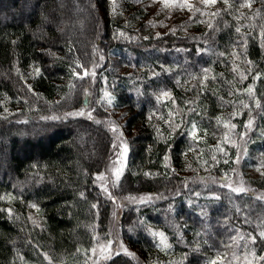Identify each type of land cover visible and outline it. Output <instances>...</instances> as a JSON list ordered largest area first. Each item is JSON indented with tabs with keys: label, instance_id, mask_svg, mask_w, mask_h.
Returning a JSON list of instances; mask_svg holds the SVG:
<instances>
[{
	"label": "trees",
	"instance_id": "obj_1",
	"mask_svg": "<svg viewBox=\"0 0 264 264\" xmlns=\"http://www.w3.org/2000/svg\"><path fill=\"white\" fill-rule=\"evenodd\" d=\"M153 1L0 0V264H91L115 221L105 264H264V0L163 33Z\"/></svg>",
	"mask_w": 264,
	"mask_h": 264
},
{
	"label": "rangeland",
	"instance_id": "obj_2",
	"mask_svg": "<svg viewBox=\"0 0 264 264\" xmlns=\"http://www.w3.org/2000/svg\"><path fill=\"white\" fill-rule=\"evenodd\" d=\"M191 5H187L184 7H179L177 5H185L183 2H178L175 0H155L151 2L149 5L145 6L146 13L143 14V20H140L139 22L146 23V26L151 29L154 33H163L165 32L169 27L176 26L181 27V23H185L186 21L190 20L195 13L196 7H201V9L204 8H210L213 6V4L205 5L204 0H195L192 2H189ZM168 5L167 7L165 5ZM147 23L149 25H147ZM95 28V25L93 26ZM188 27V29H187ZM183 28V27H182ZM185 31L195 30L193 24L185 23L184 25ZM82 38V37H81ZM95 57L98 58V55L95 53ZM85 73V72H84ZM87 75L84 74V76H90L93 75L92 71H87ZM91 78V77H90ZM88 92V91H87ZM106 95H102V100H105ZM107 99V98H106ZM89 101L88 97H85L83 107L78 111L75 112L73 115H78L79 117H83L85 119H91L92 114L91 110L89 108ZM107 109V110H106ZM105 111L110 114L112 121L116 122L118 132H114L115 134V144L117 141V144H119L118 149L114 150L112 159L109 162V165L102 177H100V186L104 188V190L109 192V187L112 184V181L114 177L116 176V170L120 169L125 166L126 163V154L123 152L124 149V143L128 137V135L131 133V131L127 130L124 127V121L127 114L126 110L123 109H115L113 108L112 103H109V100L107 101V107ZM75 115V116H76ZM113 122V123H114ZM119 125V126H118ZM124 142V143H123ZM239 158V157H238ZM251 176L257 175L255 171L250 172ZM223 181H227L226 185L230 187H234L235 189H243L246 186L242 183L240 180L232 179L231 177L222 178ZM147 199L150 197L141 196V197H135V199ZM35 218V217H34ZM109 233L107 236V240L100 241L97 246L96 250L93 253V259L91 261V264H105L104 259L107 258V256L110 254L111 251H119V249H123V244L120 242V231L117 222L110 223L109 227ZM112 253V252H111ZM126 253V251H125Z\"/></svg>",
	"mask_w": 264,
	"mask_h": 264
},
{
	"label": "snow or ice",
	"instance_id": "obj_3",
	"mask_svg": "<svg viewBox=\"0 0 264 264\" xmlns=\"http://www.w3.org/2000/svg\"><path fill=\"white\" fill-rule=\"evenodd\" d=\"M217 2V0H204V3H205V5H208V4H215ZM224 2L227 4L228 3V0H224ZM166 7L168 6L167 4L165 5ZM177 6H179V7H184L185 5H183V4H181V5H177ZM242 7L244 6V5H241ZM249 7H250V4L248 5ZM197 11H199V9H196ZM237 32H239V28H237ZM85 75H87L88 73H87V71H85V73H84ZM109 103H111V100H109ZM250 126V125H249ZM193 127H195V126H193ZM234 127V126H233ZM114 132H118V129L117 128H115V127H113V129H112ZM193 136H195V132H193ZM114 147H115V145H114ZM127 151H128V148H127V145L125 144V146H124V149H123V152L126 154L127 153ZM116 176H117V179H119V177H120V174H121V171H120V169H117L116 170ZM234 191H243V189H233ZM259 237L261 238V239H264V231H262L260 234H259ZM250 239H251V242L253 243V244H255L256 243V240H257V237L256 236H252V237H250ZM213 264H215V262H213Z\"/></svg>",
	"mask_w": 264,
	"mask_h": 264
}]
</instances>
